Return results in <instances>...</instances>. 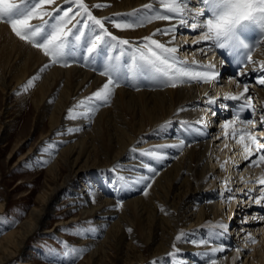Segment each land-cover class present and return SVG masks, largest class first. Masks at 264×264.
<instances>
[{
	"label": "bare ground",
	"instance_id": "obj_1",
	"mask_svg": "<svg viewBox=\"0 0 264 264\" xmlns=\"http://www.w3.org/2000/svg\"><path fill=\"white\" fill-rule=\"evenodd\" d=\"M152 2L85 0L94 16L108 18L105 27L112 34L128 39L132 46L142 44L141 38L156 29L176 23L158 20L144 27L120 30L110 22H133L135 16L146 14L142 6ZM96 4L108 6L93 7ZM57 5L69 6L64 0H56L54 5L45 7L51 10ZM133 10L140 11L134 14ZM154 38L161 42L170 39L159 34ZM198 38L189 29H178L175 41V46L180 48L178 56L189 63L196 60L200 64H215L221 73L220 83L171 88L145 78L132 79L127 85L121 83L107 105L89 113L88 109L96 105L86 104L75 108L77 113L86 115L68 119V110L106 81L99 71L108 57L117 55L118 51L109 50L107 56L87 61L78 52L76 60L69 61L70 67L55 64L40 73L39 69L49 63V58L19 40L8 25L0 23V103L5 106L0 111V134L5 131L2 141L11 138L22 123L21 138L10 155L20 150L30 131L29 117L33 115L30 128L35 127L36 132L44 126L38 151L49 163L46 169L49 183L37 197L40 204L30 209L17 231H9L0 239V264L20 255L60 205L65 208L57 214L75 211L76 214L58 219L47 233H61L62 229L73 228L77 223L94 229L86 231L80 239V244L90 250L91 264H107L110 246H114L123 264H208L211 249L218 246H224L227 251L216 254L217 264H238L242 254L247 259L243 264L249 260L264 264V219H259L264 215V208L254 202L264 188L257 182L264 175V165L247 166L243 146L237 143L244 127L239 121L234 125L235 138L231 135L232 128L227 138L224 134L223 125L231 120L220 121L219 128L214 125L211 135L206 129V124L217 118V109L215 105H208V98H219L217 107L220 108L219 104L225 102L223 95L237 94L243 85L237 87L230 77L226 78L213 51L204 56L192 50L193 41ZM259 50L253 58L255 63L249 64L246 70L252 76L247 81L250 94L261 113L264 86L256 85L255 79L264 73L252 72V68L264 63V45ZM36 75L40 78L24 91L23 86ZM181 141L185 144L183 149L172 147ZM149 151L157 152L162 159L144 154ZM31 154L23 155L19 161L31 159ZM145 164L159 173L147 189V196L143 194L144 184L137 182L142 176L153 175L143 167ZM118 203L122 207H117ZM4 206L0 204V213ZM222 209L227 214L224 221ZM243 215L246 220L241 222ZM230 223V229L235 227L238 235L235 242L231 239L232 229H227L222 236L213 235L224 232L216 227L218 224L228 228ZM182 233V238L177 240ZM249 233L254 239L257 234L256 243L249 241ZM205 240L209 243H200ZM258 247L259 260L253 253Z\"/></svg>",
	"mask_w": 264,
	"mask_h": 264
},
{
	"label": "snow or ice",
	"instance_id": "obj_2",
	"mask_svg": "<svg viewBox=\"0 0 264 264\" xmlns=\"http://www.w3.org/2000/svg\"><path fill=\"white\" fill-rule=\"evenodd\" d=\"M64 2L69 5L67 8L57 5L48 10L45 6L54 5L56 0H0V23L8 25L19 40L39 49L45 57L49 58V63L39 69L40 73L55 64L70 67L69 61L76 60L78 52L83 54L80 58L87 61L100 55L107 56L109 50L118 51L117 55L108 57V62L104 63L99 71L101 76L106 77V81L91 96L79 101L74 108H70L67 113L68 119H77L80 115H86V113L75 111V108L84 107L86 104L96 105L95 108L88 109L89 113L98 110L99 106L107 105L121 83L127 85L132 79L145 78L156 81L163 87L171 88L185 84L220 83L221 73L216 70L215 64H200L196 60L189 63L179 58L180 48L175 46V41L180 28L189 29L198 35L199 38L193 41L194 52L207 56L208 52L221 51L226 54L227 60L238 66L244 65L245 68L248 64L255 63L252 57L253 49L264 45V0H195V3L193 0H153L152 3L142 6L147 10L146 14L143 17L135 16L133 22L110 21L113 27L120 30L144 27L158 20L176 21L167 28H158L152 34L142 37L143 43L138 46H132L128 39L112 34L105 27V19L108 18L100 19L94 16L85 0H64ZM106 6L108 5H93L95 8ZM139 11L133 10V13ZM33 20H39L40 23L34 24ZM157 34L169 36L170 39L161 42L154 38ZM252 36L257 39L250 40ZM252 72L264 73V63L252 68ZM247 75L248 72L242 70L236 77H232L231 80L237 87L243 84L242 90L237 94L225 93L222 97L224 101L240 102L238 111L235 113V120L225 122L223 128L226 138L229 135V128H232L231 135L235 138L237 135L235 122L241 121L244 127L239 132L237 143L243 146L245 160L248 161L247 166L259 167L264 165V143L261 142L260 137L249 130V126H254L256 120L244 121L240 116L248 109L255 112L250 84L237 78ZM39 78V75L30 78L23 86L24 91L33 87L34 81ZM255 84L264 86V75H258ZM218 99L209 97L207 103L210 106L217 105ZM219 107L226 109L229 105L221 103ZM259 123L264 129V108L261 109ZM172 147L183 149L185 144L181 141ZM144 154L157 160L162 159L155 151ZM143 167L153 174L142 176L137 181L144 184L143 194L147 196V189L151 188L154 176L159 173L156 168L147 164ZM221 167L223 168V165ZM257 182L264 185V175H261ZM260 193L259 197L254 198V202L264 208L262 204L264 188L260 189ZM117 207L122 205L118 203ZM259 219H264V215ZM216 227L224 229V232L213 233L214 236L226 234L227 225L218 224ZM86 231H94V229H78L75 234L82 236ZM183 235V233L178 235L176 239L180 240ZM247 235L251 243H256L250 233ZM200 243L208 244L209 241ZM175 247L173 244V248ZM83 251L84 249L73 248L66 254L72 255V264H75V259ZM226 251L224 246L212 248L211 254L208 255V264H217L216 254Z\"/></svg>",
	"mask_w": 264,
	"mask_h": 264
},
{
	"label": "rangeland",
	"instance_id": "obj_3",
	"mask_svg": "<svg viewBox=\"0 0 264 264\" xmlns=\"http://www.w3.org/2000/svg\"><path fill=\"white\" fill-rule=\"evenodd\" d=\"M259 52H261V50H259ZM4 108L5 106H2L0 103V111ZM5 116H7V114ZM32 118L33 115L29 117L30 127ZM20 126H22V123L19 124L16 128V132L7 141H2L3 133H5V131L0 134V204L4 203L5 205L3 212L0 213V239L9 231H17L20 228L21 223L27 218L30 209L33 206L40 204L37 197L40 193L44 192L46 184L49 183V177L47 176L46 170L49 163L46 160H43L41 156L43 153L41 154V151H38L41 143L40 134L44 132V126H41L40 131L36 132L35 127L32 129L29 127L30 131L24 138L21 144V149L18 151L15 150V152L10 155L18 138H21ZM31 148L32 151H30ZM40 149H42V147ZM27 153H33L34 155L31 154L33 157L29 160H25L23 163L22 161H19V159H22L23 155ZM232 160H234L233 156ZM211 167L213 172H216V168L213 164H211ZM64 208L65 207L62 205L58 206L55 214L49 219L44 228L38 231L37 234L29 240L28 246L22 248L21 254L13 257L5 264H24L26 262H28V264H72V255L66 253H69V250L73 248L84 249L82 254L75 259V264H91L89 262L90 250L86 245L80 244V239L83 238V235L77 236L75 234L78 229H86L84 224L77 223L73 228L68 227L62 229L61 233H47L50 228L57 224L58 219L63 217L69 218L76 214V211L72 212V214H57L58 211H62ZM223 210L224 213H221V220L224 221L227 214H225V209H222V211ZM245 216H241L240 221L241 219L242 221H245ZM228 226L227 229H230L231 224H228ZM231 229V239L235 242L238 235L236 234L235 227ZM254 237H256V240L259 239V237L257 238V234H255ZM259 248L260 247L253 252L258 255V260L261 256ZM27 250H29L30 253L28 256ZM109 250L110 254L107 258L109 260H106V263L123 264V262L117 258L114 246H110ZM242 255L239 258L238 264H241V262L242 264L247 262V259ZM256 263L259 264L257 261H254V264ZM248 264H253V262L249 260Z\"/></svg>",
	"mask_w": 264,
	"mask_h": 264
}]
</instances>
